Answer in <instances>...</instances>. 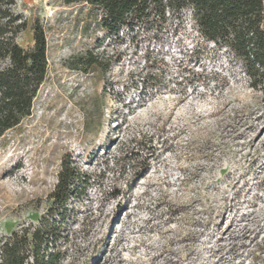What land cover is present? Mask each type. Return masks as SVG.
<instances>
[{
    "label": "rangeland",
    "instance_id": "obj_1",
    "mask_svg": "<svg viewBox=\"0 0 264 264\" xmlns=\"http://www.w3.org/2000/svg\"><path fill=\"white\" fill-rule=\"evenodd\" d=\"M15 2L17 43L33 45L38 19L48 67L0 136V241L47 214L65 159L90 179L68 202L61 264H264V101L232 56L187 12L158 39H106L105 73L75 70L104 36L89 8Z\"/></svg>",
    "mask_w": 264,
    "mask_h": 264
},
{
    "label": "trees",
    "instance_id": "obj_2",
    "mask_svg": "<svg viewBox=\"0 0 264 264\" xmlns=\"http://www.w3.org/2000/svg\"><path fill=\"white\" fill-rule=\"evenodd\" d=\"M65 5H86L93 23L104 36L92 47L75 55L71 69L105 73V64L96 52L106 39L119 43L125 37L158 39L172 20L178 26L188 12L192 30L214 46L226 50L239 64L249 86L264 101V0H61ZM15 0H0V136L30 115L33 100L47 74V43L42 24L35 19L30 28L33 45L25 49L16 38L26 27L14 9ZM90 24L83 28L86 30ZM138 155L129 148L122 160L130 166ZM149 155L140 162L147 168ZM123 164V163H122ZM146 167V168H145ZM89 175L63 159L57 183L49 194L51 205L35 226L22 227L0 241V264H61L66 259L68 202Z\"/></svg>",
    "mask_w": 264,
    "mask_h": 264
}]
</instances>
